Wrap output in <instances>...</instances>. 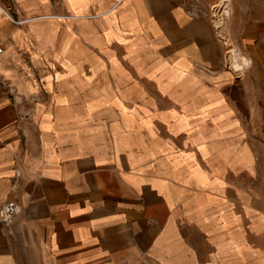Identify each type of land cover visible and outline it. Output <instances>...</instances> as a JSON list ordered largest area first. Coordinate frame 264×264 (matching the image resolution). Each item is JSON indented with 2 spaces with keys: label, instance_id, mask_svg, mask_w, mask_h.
<instances>
[{
  "label": "crops",
  "instance_id": "1",
  "mask_svg": "<svg viewBox=\"0 0 264 264\" xmlns=\"http://www.w3.org/2000/svg\"><path fill=\"white\" fill-rule=\"evenodd\" d=\"M195 1L0 0L28 20H0V264H264L236 214L246 88L201 37L230 5L264 70V0Z\"/></svg>",
  "mask_w": 264,
  "mask_h": 264
},
{
  "label": "rangeland",
  "instance_id": "2",
  "mask_svg": "<svg viewBox=\"0 0 264 264\" xmlns=\"http://www.w3.org/2000/svg\"><path fill=\"white\" fill-rule=\"evenodd\" d=\"M198 3L199 2L192 0V4ZM214 5L215 4H212L211 7L208 6V8L211 10V16L213 14V16L210 18V22L212 23L214 32L212 33L210 31H206L201 36L203 39L210 43L214 42L216 37L221 46L219 49L215 47V49L210 50L212 52V58L214 60L216 59L213 64L214 67H217V65L219 66V68H213V73L218 71L227 73L228 75H232L233 77H238V80L240 82H243L246 88V93L244 96L246 97L247 103V108L245 111L246 113L238 112V114L244 121V128L246 130V136L243 143H247L249 145L248 153L245 157H243V161L249 162L246 166L243 167V169L234 168L237 204L236 214L239 219L238 231L239 235L243 236L242 238L247 240L249 243L258 246H264V93L258 92L259 81L257 79L258 76H260V78H264V70L259 71L258 66L255 63L252 64V59L248 55V53L252 52L251 49H255V47H236L242 55H244L245 57L247 56L251 59V63L246 69L245 73H237L232 68L225 65L224 57L232 48V46H228L231 43V39H229L230 36L228 35V32L226 34L229 37L226 40L227 42L225 41V39H223L224 42H220L218 29H220L219 19L221 14H219L217 7H215ZM218 6L219 9L221 8V6H223V4H218ZM214 12L216 16L214 15ZM16 20L23 21L22 23L28 21L27 19ZM223 25L226 28H229L228 21L223 23ZM216 26L218 27V29L216 28ZM221 29L224 30L223 27ZM256 48L260 54L264 53V45ZM259 101H261L262 103L261 109H259V107L255 109L256 105L259 106ZM245 149L246 147L240 148L241 151H244ZM249 149L251 150L252 154ZM246 203L249 206H247ZM2 208L0 213V220H2ZM18 208V210L21 212L20 207ZM5 214L9 215L8 210L5 211Z\"/></svg>",
  "mask_w": 264,
  "mask_h": 264
},
{
  "label": "bare ground",
  "instance_id": "3",
  "mask_svg": "<svg viewBox=\"0 0 264 264\" xmlns=\"http://www.w3.org/2000/svg\"><path fill=\"white\" fill-rule=\"evenodd\" d=\"M223 6H224V11L221 14L220 19H219V21H220L219 28L220 29L218 32V35L220 37V40H222V42H224L223 39H225V41H226L227 38H229L226 35L229 32V28H226L223 25V23H225L226 21L229 20V18L231 17V10H232L231 6L228 4L223 3ZM228 23H229V21H228ZM222 27L224 28V30L221 29ZM224 63L226 66H229L230 68H232L237 73H245L246 69L249 67V65L251 63V59L248 58L247 56L245 57L244 55H242L241 52L238 51V49L233 45L232 48L228 51V53L225 55Z\"/></svg>",
  "mask_w": 264,
  "mask_h": 264
},
{
  "label": "built area",
  "instance_id": "4",
  "mask_svg": "<svg viewBox=\"0 0 264 264\" xmlns=\"http://www.w3.org/2000/svg\"><path fill=\"white\" fill-rule=\"evenodd\" d=\"M2 18H9L12 21H14L15 23L16 22L17 23L18 22H21V23L23 22V21L14 20L12 18V16L10 15V13L0 5V20ZM2 50H3V47L1 46L0 47V53L2 52ZM18 209H19L18 206L14 202H12V201H9V202L5 203V205L2 208L3 211H2V217H1V219L4 222L9 221V220H12L14 217H16L17 215H19L20 211ZM6 210H8V214L9 215H6L5 214V211Z\"/></svg>",
  "mask_w": 264,
  "mask_h": 264
}]
</instances>
